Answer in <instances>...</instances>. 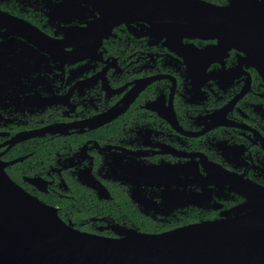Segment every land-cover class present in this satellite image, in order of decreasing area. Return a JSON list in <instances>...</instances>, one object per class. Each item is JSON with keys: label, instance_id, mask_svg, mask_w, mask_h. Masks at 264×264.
<instances>
[{"label": "flooded vegetation", "instance_id": "af4514ba", "mask_svg": "<svg viewBox=\"0 0 264 264\" xmlns=\"http://www.w3.org/2000/svg\"><path fill=\"white\" fill-rule=\"evenodd\" d=\"M123 5L0 0L4 170L87 233L224 218L264 187V40L237 15L183 33Z\"/></svg>", "mask_w": 264, "mask_h": 264}, {"label": "water", "instance_id": "95a60500", "mask_svg": "<svg viewBox=\"0 0 264 264\" xmlns=\"http://www.w3.org/2000/svg\"><path fill=\"white\" fill-rule=\"evenodd\" d=\"M118 1L124 4L119 14L182 22L183 33L186 28L187 33L217 35L224 28H216L214 21L210 25L206 17L216 23L220 16L235 31L231 16L237 15L236 22L262 47L256 39L264 40V0H228L223 7L194 0ZM248 193L221 219L159 233L114 228L117 237H108L66 224L55 208L15 184L0 161V264H264V187Z\"/></svg>", "mask_w": 264, "mask_h": 264}]
</instances>
